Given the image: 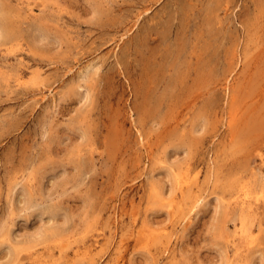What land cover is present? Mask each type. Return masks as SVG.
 I'll list each match as a JSON object with an SVG mask.
<instances>
[{
    "label": "rangeland",
    "instance_id": "obj_1",
    "mask_svg": "<svg viewBox=\"0 0 264 264\" xmlns=\"http://www.w3.org/2000/svg\"><path fill=\"white\" fill-rule=\"evenodd\" d=\"M0 264H264V0H0Z\"/></svg>",
    "mask_w": 264,
    "mask_h": 264
},
{
    "label": "bare ground",
    "instance_id": "obj_2",
    "mask_svg": "<svg viewBox=\"0 0 264 264\" xmlns=\"http://www.w3.org/2000/svg\"><path fill=\"white\" fill-rule=\"evenodd\" d=\"M198 199V198H197Z\"/></svg>",
    "mask_w": 264,
    "mask_h": 264
}]
</instances>
